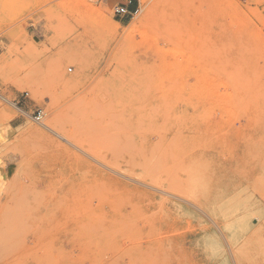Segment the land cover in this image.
Instances as JSON below:
<instances>
[{
    "label": "rangeland",
    "instance_id": "374dc122",
    "mask_svg": "<svg viewBox=\"0 0 264 264\" xmlns=\"http://www.w3.org/2000/svg\"><path fill=\"white\" fill-rule=\"evenodd\" d=\"M118 3L0 0V264H264V0Z\"/></svg>",
    "mask_w": 264,
    "mask_h": 264
},
{
    "label": "built area",
    "instance_id": "2783aa9c",
    "mask_svg": "<svg viewBox=\"0 0 264 264\" xmlns=\"http://www.w3.org/2000/svg\"><path fill=\"white\" fill-rule=\"evenodd\" d=\"M142 0H124V3H118L112 8L114 18L124 21L138 14ZM42 111H37L34 114V120L41 121Z\"/></svg>",
    "mask_w": 264,
    "mask_h": 264
},
{
    "label": "bare ground",
    "instance_id": "6f19581e",
    "mask_svg": "<svg viewBox=\"0 0 264 264\" xmlns=\"http://www.w3.org/2000/svg\"><path fill=\"white\" fill-rule=\"evenodd\" d=\"M72 4L74 5V6H80V5H82V3L81 2H79V1H73L72 2ZM86 7H88V8H92V6L91 5H85ZM125 165H120V169H122L121 167H126V166H128V167H126V168H128L129 169V171H130V173L131 174H134L135 172V170H134V167L136 166V165H131V164H126V163H124ZM153 168V167H152ZM145 171H147V170H145ZM127 174V173H126ZM129 175V174H128ZM142 178H144L145 179V175L144 176H141ZM141 181V180H140ZM165 181V180H164ZM168 181V180H167ZM166 183V182H165ZM167 183H169V182H167ZM162 187V186H161Z\"/></svg>",
    "mask_w": 264,
    "mask_h": 264
}]
</instances>
